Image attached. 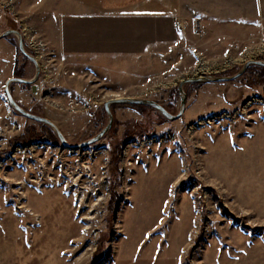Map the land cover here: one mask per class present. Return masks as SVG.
<instances>
[{"label":"rangeland","instance_id":"obj_1","mask_svg":"<svg viewBox=\"0 0 264 264\" xmlns=\"http://www.w3.org/2000/svg\"><path fill=\"white\" fill-rule=\"evenodd\" d=\"M13 1L0 0V36L22 35ZM175 1L174 17L95 11L81 55L57 54L30 30L22 43L37 70L16 35L0 39V264H264L263 67L184 84L174 120L111 105L110 128L76 151L5 93L37 72L9 84L11 98L76 145L106 126L110 99L174 116L182 80L233 77L261 60L264 0ZM221 114L230 129L200 124Z\"/></svg>","mask_w":264,"mask_h":264},{"label":"crops","instance_id":"obj_2","mask_svg":"<svg viewBox=\"0 0 264 264\" xmlns=\"http://www.w3.org/2000/svg\"><path fill=\"white\" fill-rule=\"evenodd\" d=\"M12 6L18 21L26 26L20 30L22 35L33 30L43 46L57 54L71 56L85 54V17L94 19L97 17L94 12L103 7H130L129 17H136L139 8L174 17L178 8L175 0H14ZM29 27L31 29H27Z\"/></svg>","mask_w":264,"mask_h":264},{"label":"water","instance_id":"obj_3","mask_svg":"<svg viewBox=\"0 0 264 264\" xmlns=\"http://www.w3.org/2000/svg\"><path fill=\"white\" fill-rule=\"evenodd\" d=\"M16 35L17 36V39H18V49L19 51L27 58L29 59L30 61L33 62V64L35 65L36 67V70H37V62L35 61V59L30 56L29 54H27L23 48V43H22V36L19 32H16V31H6L4 34H2L0 36V39L3 38L4 36H7V35ZM249 64H253V65H258V66H261V67H264V63L263 62H257V61H248L243 67L242 69L236 74L234 75L233 77H217V78H187L185 80H182L179 85H178V91L179 93L181 94V104H180V109L178 111V113L176 115H171L169 114L162 106L158 105L157 103L155 102H152L150 100H139V99H130V98H114V99H111L109 100L106 104H105V110L108 114V122L106 124V126L100 130L93 138L85 141V142H82L80 144H76V145H70V144H67L64 140H63V137L61 135V133L59 132V130L57 129V127L55 125H53L49 120L45 119V118H42V117H38V116H34V115H31L29 113H27L26 111L22 110L21 108H19L16 103L13 101V99L11 98L10 96V93H9V89H8V85L13 83V82H20V83H24V84H30L32 82H34L36 80V77H37V72H36V75L34 76V78H32L31 80H24V79H21V78H11L7 81L6 85H5V93L7 95V98L11 104V106L17 111L19 112L21 115L25 116L26 118L28 119H31L33 121H36V122H40V123H43L45 125H47L54 133L55 135L57 136L59 142L61 143L62 147L63 148H66V149H70V150H79V149H83V148H86L88 147L89 145L93 144L94 142H96L98 139H100L104 134L105 132L110 128L111 126V123H112V115H111V112L109 111V105L112 104V103H118V104H146V105H149L153 108H155L157 111H159L165 118L169 119V120H174V119H177L179 118V116L182 114L183 112V109H184V104H185V96L183 94V91H182V87L184 84L186 83H194V82H201L203 80H206V81H229V80H232L233 78H237L239 77L243 71L246 69V67L249 65Z\"/></svg>","mask_w":264,"mask_h":264},{"label":"built area","instance_id":"obj_4","mask_svg":"<svg viewBox=\"0 0 264 264\" xmlns=\"http://www.w3.org/2000/svg\"><path fill=\"white\" fill-rule=\"evenodd\" d=\"M176 22L178 23V27L179 28H182L183 27V26H181L182 23H181L180 19H178ZM195 24H196L197 27H201L200 20H195ZM236 47H238V46H236ZM260 55L262 57H261V60H259V61L264 62V49L262 50V54H260ZM234 117H235V113L233 114V118ZM233 118H231L229 116V114H221V115H219L217 117H212V119H210V121L209 120H206L207 121L206 124H205V121L200 122V124L201 125H206L208 128H210L211 126L212 127H214V126L215 127H218V126L220 127L219 124H221L222 122H226V123H228L227 124L228 125L227 127L230 129L232 127V122H234V119Z\"/></svg>","mask_w":264,"mask_h":264},{"label":"trees","instance_id":"obj_5","mask_svg":"<svg viewBox=\"0 0 264 264\" xmlns=\"http://www.w3.org/2000/svg\"><path fill=\"white\" fill-rule=\"evenodd\" d=\"M258 67H259V66H258ZM260 67H261V66H260ZM261 68H262V67H261ZM263 69H264V67H263ZM15 77H16V78H23L21 75H16ZM38 123L41 124V125H43V126H46V125L43 124V123H40V122H38ZM50 131H52V130H50ZM53 135H54L55 138H57V136H56L55 134H53ZM57 139H58V138H57ZM39 143H42V141L40 140Z\"/></svg>","mask_w":264,"mask_h":264},{"label":"flooded vegetation","instance_id":"obj_6","mask_svg":"<svg viewBox=\"0 0 264 264\" xmlns=\"http://www.w3.org/2000/svg\"><path fill=\"white\" fill-rule=\"evenodd\" d=\"M21 36H22V35H21ZM110 100H111V99H110ZM108 101H109V100H108ZM108 101H107V102H108ZM107 102H106V103H107ZM106 103H105V104H106ZM105 104H103V109H104V110H105ZM115 104H118V103H112V104H110L109 106H111V105H115ZM135 105H146V104H135ZM147 106H149V105H147ZM149 107H151V106H149ZM109 109H110V107H109ZM102 137H103V136H102ZM91 145H92V144H91ZM89 146H90V145H89ZM89 146H88V147H89Z\"/></svg>","mask_w":264,"mask_h":264},{"label":"bare ground","instance_id":"obj_7","mask_svg":"<svg viewBox=\"0 0 264 264\" xmlns=\"http://www.w3.org/2000/svg\"><path fill=\"white\" fill-rule=\"evenodd\" d=\"M250 61H253V60H250ZM258 62V61H257ZM260 62V61H259ZM264 63V62H263ZM253 65V64H252ZM61 144V143H60Z\"/></svg>","mask_w":264,"mask_h":264}]
</instances>
